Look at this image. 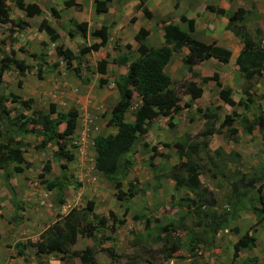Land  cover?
Returning a JSON list of instances; mask_svg holds the SVG:
<instances>
[{"label":"rangeland","instance_id":"rangeland-1","mask_svg":"<svg viewBox=\"0 0 264 264\" xmlns=\"http://www.w3.org/2000/svg\"><path fill=\"white\" fill-rule=\"evenodd\" d=\"M65 1L75 2V0H23V3L29 7L39 8L42 11L41 17L46 18L63 32V34L59 33L60 35L57 33L59 35L57 43L71 50L75 55L78 54L80 47L85 46V40L77 39L75 35L69 37L66 30H62V24L68 23L71 14L76 20H86L93 25V28L103 24L105 26L112 24V27L115 25V21L110 20L112 5L107 14L92 13L91 15L88 0L83 2L82 10L77 12H74L79 9L77 7H74L75 10L72 7H65ZM163 1L168 3L167 0ZM5 2L11 23L0 25V41H3L0 48L5 53L9 48L15 49L16 58L32 66L29 72H24L22 75L11 66L2 75L0 93L8 99L6 106H12L7 94H18L22 99L31 100L32 110L46 111L49 104H54L55 109L60 113L68 108H74L78 113V124L72 136V144L76 146L75 157L67 164L66 169L71 184L66 186L62 192L63 204L57 203L56 191L46 190L42 183L59 175L58 162L51 155L52 146L47 145L41 151L34 149L33 145L38 144L40 139L33 135H27L23 139L27 144L23 146V156L30 165H22V171L12 173L9 181L15 192V202L20 208L18 211H15L12 206L10 194L3 184L0 173V264H82L72 253L81 252L86 248L94 253L96 264H242L246 258H254L251 264H264V231L260 229L262 225L256 224L257 220L250 210L251 205L259 206L256 194L247 191L244 195L233 198L230 192L231 184L240 180L241 176L245 179L253 177L257 178V182L252 184L254 185L252 191L259 187L264 197V142L256 130L251 135L244 134L238 117L244 116L250 122L256 115L257 109L264 107V77H254L248 82L250 90L245 93L248 98L245 107L244 105L228 107L224 104L219 100L212 81L201 85V96L196 100H191L179 91L178 86L181 81L188 80L197 83L198 79L192 78L190 74L181 69L177 62L179 55L172 58L165 71L170 73L171 85L180 97V105L186 102L189 107H183L171 119L160 116L155 118L151 121L147 133L137 138L129 153L132 166L121 181L123 191L130 189V183L137 193L124 202L117 201L113 187L99 173L91 169L93 159L91 139L97 134L106 135L115 131L113 127H107L105 123L109 110L116 100L114 82L124 69L113 65L111 61L117 58V55L126 52L123 47L125 44L131 46L130 48H135V42L129 33V26L127 29L123 28V40L126 43L119 45V30L113 32L110 29L108 45L104 49L97 55L87 53L79 57V71L83 79H88V83L83 84L78 79L70 77L62 64V68L56 67L52 72H44L37 76L34 68L35 60L30 55L34 54L38 57L39 54H45L44 59L46 62L48 60V65L57 64L58 60L54 55L53 47L51 48L46 36L37 30L38 18L26 15L31 14L33 8L18 10L14 6V0H5ZM238 2L248 9V14L241 24L252 40L261 44L264 41V0H237ZM229 3L231 8L237 6L236 3ZM251 4H254V7H250ZM116 7L119 11L120 4L114 3L113 5L112 12L115 15ZM50 8L55 9V15L51 14ZM137 12L141 14L138 9L134 8L131 12L128 11L126 17L134 18ZM175 17L176 13L171 12L163 20L169 21ZM118 18L120 17L116 16V20ZM141 18L143 21L138 24L145 25L144 20L148 19L142 14ZM17 21L24 22L26 27L18 29L15 27ZM154 22L155 24L159 22L157 17L152 18L150 24L153 25ZM131 29L135 31L137 26L133 25ZM159 30L157 26H154L153 30L147 33L144 40L145 45L156 47L161 44ZM219 30L220 28L215 30L217 36ZM219 40L217 45L225 49L229 48L228 50L232 53L230 61L221 65L219 62V64L216 63V60L214 62V59H209L196 65L193 73L198 78L212 76L213 73L218 74L221 86L230 88L231 98L236 102L239 98H244L245 94L242 90L246 85L233 65L237 48L223 37ZM131 51V49L128 50L129 53H132ZM132 56H135L134 52ZM100 60H104L108 65L105 75H99L96 72V64ZM72 66L75 67L76 63L72 62ZM99 79L103 80L101 85L97 83ZM137 105L138 98L134 95L131 107L125 114V121H132L131 114ZM196 108L200 110L216 108L215 128L218 127L224 115L233 111L237 117H233L231 128L235 129L236 133L232 135L224 128L218 129L210 137H200L199 133L204 129V121L196 113ZM22 112L28 114L25 111ZM168 122H171L170 125ZM62 128V125L59 126V130ZM184 137L198 145L201 141L207 142V147L201 148V151L197 153L202 165L199 176L200 187L210 192L214 200L215 206L210 209V214L214 215L215 219L221 216L226 217L228 222L225 229L217 230L214 235L206 232L203 227L194 228L196 217L185 213L184 202L179 199L185 198V195L193 198V193H187L182 189L177 193L174 192L173 182L166 176L161 177L159 183H156L147 167L150 151L143 148V144L147 148L155 147L157 152H160L162 157H155L151 162L157 167L158 174L165 173L177 162L173 144L184 142ZM46 161L49 164L48 173L42 171ZM240 190L247 189L237 187L235 194ZM87 200L93 201L95 214L107 217L108 212H112L116 219H123L124 222L120 225L116 224L112 233L108 229H96L94 240L77 237L75 244L68 247L67 253L63 256L51 254L33 257L35 248L31 243L48 226L60 220L68 210L75 208L80 215L87 216V219L91 218L88 212L83 210ZM124 209H126L125 214ZM141 215L160 220L163 224L173 222L178 227L173 235L180 238L181 245L171 254L170 259L165 257L162 244L152 240L156 229L152 228L143 233L142 221L133 220V217H141ZM233 215V219L229 220ZM186 229H190L194 234L186 235L185 238ZM242 233L257 235L255 243L251 248L239 250L233 258L232 244ZM140 234L143 237L135 242L136 236ZM105 236H108L110 240L101 241L99 239ZM19 246H23L22 253L25 258L18 256ZM191 246H195L196 250H190ZM101 248H110L114 257L109 258L101 251Z\"/></svg>","mask_w":264,"mask_h":264},{"label":"trees","instance_id":"trees-1","mask_svg":"<svg viewBox=\"0 0 264 264\" xmlns=\"http://www.w3.org/2000/svg\"><path fill=\"white\" fill-rule=\"evenodd\" d=\"M110 1L112 0H93L94 12L96 14L105 13L107 11L106 3ZM143 1L140 0L139 5L136 6L137 9H140ZM178 1L175 0L172 5L174 10L177 8ZM13 3L18 10L33 8L34 10L32 9L31 14H26L29 17L41 16L42 14L39 8L24 5L23 0H14ZM73 5V1L64 2L65 7ZM250 6L254 7L253 4ZM205 9L217 17H225L226 25L224 29L237 37L242 44V49L236 55L234 64L246 83L242 90V93L245 94L250 90L248 82L252 78L258 76L264 77V41L261 44L254 42L245 27L241 24L248 11L237 8L230 12L213 5H207ZM50 11L51 14H56L54 8H50ZM141 12L145 18L151 17L149 11L144 7L141 8ZM178 20L185 25L186 30H182L173 24H162V46L156 48L146 47L144 39L147 33L144 29L140 28L133 37L136 46L131 52H134L135 56L133 57L132 53L128 52V50L130 51V47L125 45L126 53L112 60L113 64L124 67V73L114 82L117 99L111 106L105 123L107 127H113L115 131L106 135H95L91 139V146L94 152L93 169L113 187L115 190L114 197L117 201L124 202L127 198L133 197L137 193L130 183V189L127 188V190L123 191L121 187L122 178H125L127 170L132 166L129 153L135 145L137 138L147 133L151 121L155 120V118L160 116L171 119L183 107H189V104L186 102L180 105V97L175 88L171 86L170 77L165 72L172 53H178L180 48L184 47L186 54L180 59L182 69L185 73L190 74L192 78L198 79L197 83L194 81L180 82L178 88L183 95H188L189 99L196 100L202 94L201 85L207 81H212L217 90L219 100L228 107L246 106L247 95L245 94L244 98H239L236 102L232 100L230 88L221 86L218 74L213 73L212 76L198 78L193 73L192 66L209 59L226 64L230 58V52L213 42L206 44L193 39L189 35L193 31V21L185 19L183 16H179ZM69 22L73 23L75 30L81 33L86 32L87 24L85 22L77 24L73 20H69ZM6 23H11L8 6L5 0H0V25ZM15 27L22 29L26 27V24L17 21ZM110 27H112V24L101 26L98 29L92 30L89 34L94 37H105ZM37 30L44 32L51 43H54L58 39V34L44 17L40 19ZM2 44L3 41H0V45ZM100 47H102V43H93L87 47L83 46L78 49V54L74 55L62 45H54V53L56 57L62 60L65 68L70 69L81 83L86 84L88 83V79L82 78L78 68L79 57L89 51L95 52ZM15 53L16 50L13 48H9L7 53L0 48V82L2 75L11 66L20 75L32 69V66H28L23 60L16 58ZM30 57L35 60L36 66L34 68L36 69L37 76H40L44 72H52L57 66V64L48 65L44 59L45 54H39L38 57L31 54ZM72 62L76 63L75 67L72 66ZM106 66L104 60L98 61L96 64L97 74L104 75L106 73ZM97 83L101 85L103 80L99 79ZM134 95L138 98V105L131 114L132 121L127 122L125 121V114L131 107ZM7 96L9 97V102L12 104L11 107L6 106L5 103L8 99L0 93V173L3 184L10 194L14 210L18 211L20 208L17 202H15V192L9 180L12 177V173H20L22 171V165H30L23 156V146L27 145L23 139L27 135H33L40 139L38 144L33 145L34 149L38 151L43 150L47 145L52 146L51 155L58 162L59 175L42 183L46 190H55L57 203L63 204L62 192L66 186L71 184L69 176L66 174L67 164L72 162L75 157L74 150L76 146L72 144V136L78 124L76 109L68 108L63 113H60L55 109L54 104H49L46 111L32 110L30 99H22L18 94L12 93H8ZM17 107L18 111H16ZM215 109H195L196 113L204 121V129L199 133V136L207 138L215 134L218 129L222 130L224 128L234 135L236 131L231 126L234 121L233 117H237V115L233 111L230 114L224 115L218 127L215 128V119H217ZM20 110L28 114H24ZM238 117L244 134L251 135L252 131L256 129L259 137L264 140V109H257V114L250 122L244 116ZM170 123L168 122V125ZM61 125L63 128L59 130V126ZM199 144L189 141L187 137H184V142H175L173 146L177 162L170 166L167 172L159 174L157 173V167L151 161L155 157H162V155L160 152H157L155 147L147 148L145 144L142 147L150 151L147 167L154 181L159 183V179L166 176L173 182L172 189L174 192L177 193L182 189L187 193H193V198L185 195V198L179 199L184 202L185 213L196 217V221L193 224L194 228L203 227L206 229V232L214 235L217 230L225 229L228 222L226 217L221 216L215 219L214 215L210 214V209H213L215 204L211 193L200 187L199 175L202 171V165L201 160L197 156L201 148L205 149L207 147V142L201 141ZM48 167L49 164L46 161L42 167V171L48 173ZM240 180L243 183L246 182L247 185L257 182V178L253 177L245 179L241 176ZM247 191L256 194L259 206L254 207L251 205L250 210L257 220L256 224L261 226L264 220V197L259 187L254 191L248 188L247 190H240L237 194L233 195V198L240 197ZM83 210L88 212V215L91 216L90 219H87V216L80 215L75 208H71L60 220L42 231L37 239L31 243L35 248L33 257L51 254L63 256L67 253V248L75 244L78 236L94 240L96 229H108L112 233L115 230L116 224L120 225L124 222L123 219H116L112 212H108L107 217L95 214L92 200L85 202ZM123 213H126V209L123 210ZM233 217L234 215L229 220L233 219ZM133 220L142 221L143 233L152 228L156 229V234L152 240L162 244V250L165 252L166 258L170 259L171 254L180 248V238L173 235L178 227L173 222L172 224H163L160 220L142 215L141 217H133ZM193 234L190 229H186L185 238L186 235ZM142 237L141 234L136 236L135 242H138ZM99 239L101 241L110 240L108 236L104 238L100 237ZM254 243L255 237L253 234L242 233L236 242L232 244V257H236L241 249L251 248ZM190 250H196L195 246H191ZM22 251L23 246H19V250L17 251L18 256L25 258ZM101 251L106 253L111 259L114 257L110 248H101ZM72 255L77 257L82 264H96L94 253L90 249L86 248L81 252H73ZM251 261H254V258H246L242 264H251Z\"/></svg>","mask_w":264,"mask_h":264},{"label":"crops","instance_id":"crops-1","mask_svg":"<svg viewBox=\"0 0 264 264\" xmlns=\"http://www.w3.org/2000/svg\"><path fill=\"white\" fill-rule=\"evenodd\" d=\"M167 1H168V3H165V1H163V0H144L143 1V4L141 5L140 9H138V10L141 12V8L144 7L151 14V17L150 18H147L148 19L147 21L144 20L145 25H139L138 24L139 22L142 23V21H143L142 18H141L142 12H141V14H139V12L135 13V17L134 18L133 17L132 18L126 17L127 14H128V11L131 12L134 8H136L137 5H139L140 0H112L110 2H107L106 3V9H107V11L105 13H99V14H107L109 12L110 5H112L111 18H110V20L113 19L115 21V25L113 24L114 26L108 29V34L105 37H94V36H91L89 34L92 30L98 29L101 26H105V24H103V25H101L99 27L93 28L92 27L93 25H90L86 20L85 21L82 20V19L76 20L73 17L72 14H71V17L68 18V23L65 21L66 23L62 24V30L65 29L66 32H67V35L69 37H72L73 35H75V37L77 39L78 38L79 39L81 38V39H83V41L85 40V47L90 46L93 43H102V47H100L97 51H95V52L89 51L88 52V54L89 53H94V54L97 55V53H99L102 49L105 48L106 45H108L107 42L109 41V34H110L109 30L110 29L113 32L119 30L118 31V37H119V41L118 42H119V45H121L122 43H126L123 40V38H124L123 28L125 27L127 29L128 26H129L128 29H130V32L129 33H130V35L132 37H134V35L136 34L137 30L140 29V28L141 29H144V31H146V33H150L153 30V27L154 26H157L158 29H160L158 32H160L161 44L158 45V46H156V47L162 46L163 45V41H162V33L163 32L161 30V25L162 24H173V25H177L182 30H186L185 25L178 20V17L179 16H183L185 19H190V20L193 21V31L189 34L190 37H192L193 39H195V40H197L199 42L206 43V44H209V43H212L213 42V43H215L217 45V42L220 41L219 39L220 38L222 39V37H223L226 40H228L229 42H231V44L234 45L237 48V51L235 52L236 55L242 49V44H241L240 40L237 37L233 36L229 31H226L224 29V27L226 25V19H225V17H217V16L213 15L212 12H210V11H208V10L205 9V6H207V5H213V6H217V7L221 8V9H224L225 11H230V12L236 10L237 8H241V9H243L245 11H248L247 7L244 6V5H240V2L237 3V0H225L226 2L223 1V0H179L178 3H177V8L175 10L173 9V6H172L175 0H167ZM216 1H218L217 4H216ZM83 2H85V0H83L81 2H79L78 0H75V2H73L74 5L73 6H70V7H72V9H74V7L79 8L78 10L74 11V12H77L79 10H82V5H84ZM88 2H89L90 14L91 15H92V13L96 14L94 12V10H93V0H88ZM229 2H233V4L236 3L237 6L236 7L234 6V8H231ZM114 3L120 4V7H119L120 10L119 11H118V9L116 7V9H117L116 15L113 14V12H112L113 11V5H114ZM170 5H171V8H170ZM132 7H133V9H131ZM126 8H127V10H125ZM171 12H175L176 13V17L173 18V19H171V20H169V21H164L163 19H165V17L167 15H169V13H171ZM198 13H200V14H198ZM116 16L117 17H120V18H118L116 20ZM35 17L38 18V21L40 22V19L42 17L41 16H35ZM155 17L158 18L159 22L157 24H155V22H154L153 25H151L150 23H152V18H155ZM69 20H73L75 22V24L80 23V22H85L87 24L86 32L85 33H81L79 31L75 30L73 28V23L69 22ZM39 22H38V24H39ZM48 23L56 31V33H58V34L59 33H62L63 34V32L60 31V30H58L54 24H51L49 21H48ZM133 25L137 26V29H135V31L131 29V27ZM218 28H220V30L218 31V36H217L215 34V30H217ZM40 33H42L43 35H45L44 32H40ZM59 35H58V38H59ZM47 40H48V38H47ZM57 41H58V39L54 43H51L48 40L51 48L53 47V51H54V45H60V44L57 43ZM125 45L123 46L124 48H125ZM144 45H145V42H144ZM145 46L148 47V48H156V47H149L147 45H145ZM130 49L132 51L134 50V48H130ZM185 54H186V49L184 47H181L178 53H172L170 60H172V58H175L176 56L179 55V60H177V62H179L180 67L182 69V65H181L180 59ZM231 54L232 53H230V55ZM54 55H55V53H54ZM119 55H123V53H121ZM119 55H117V56H119ZM56 58L58 60L56 67L62 68V66H64L63 69L67 73L70 74V77H73V78H75L77 80V78L75 77V75L73 74V72L70 69L65 68V65H63L64 63L62 62V60L60 58H58V57H56ZM174 61H176V60H174ZM216 61L214 60V62H216ZM229 61H230V58H229L228 62ZM47 62H48V60H47ZM203 62H205V61H203ZM216 63H218V61ZM61 64H62V66H61ZM106 65H107V63H106ZM113 65H115V64H113ZM196 65H198V64H196ZM196 65H194V66L191 67L192 68V71H194V67ZM221 65H223V64H221ZM233 65L235 66V64H233ZM118 67H122L124 69L123 66H118ZM106 73H107V70H106ZM123 73H124V71L121 73V75ZM166 73L170 77V73L169 72H166ZM170 80H171V77H170ZM186 81H188V80H186ZM40 82H41V80H40ZM171 82H172V80H171ZM41 85H42V83H41ZM42 86L45 87L44 84ZM116 99H117V96H116ZM261 109H264V107L261 108ZM254 130H256V129H254ZM262 141L264 142V140H262ZM93 156H94V154H93ZM91 169L94 170L93 169V159H92ZM260 229H261V231H264V222L262 223V226H261ZM256 236H254V237L256 238Z\"/></svg>","mask_w":264,"mask_h":264},{"label":"water","instance_id":"water-1","mask_svg":"<svg viewBox=\"0 0 264 264\" xmlns=\"http://www.w3.org/2000/svg\"><path fill=\"white\" fill-rule=\"evenodd\" d=\"M237 186H239L241 189H254V185H246L243 184L242 181H235L231 184L232 194H235L237 191Z\"/></svg>","mask_w":264,"mask_h":264},{"label":"clouds","instance_id":"clouds-1","mask_svg":"<svg viewBox=\"0 0 264 264\" xmlns=\"http://www.w3.org/2000/svg\"><path fill=\"white\" fill-rule=\"evenodd\" d=\"M224 65V64H223ZM106 74V73H105ZM104 74V75H105ZM114 88H115V85H114ZM116 96H117V94H116ZM186 96H188V95H186ZM189 97V96H188ZM261 109V108H260ZM257 114V113H256ZM77 120H78V118H77ZM92 143V142H91ZM93 150V149H92ZM93 154H94V152H93ZM200 176V175H199ZM10 181V180H9ZM239 181H241V180H239ZM199 182H200V180H199ZM10 183V182H9ZM243 183V182H242ZM243 184H245V183H243ZM11 185V184H10ZM201 185V184H200ZM247 185V184H246ZM12 186V185H11ZM237 187H239V186H237ZM240 188V187H239ZM230 189H231V186H230ZM241 189V188H240ZM247 189V188H246ZM14 190V189H13ZM250 190H252V189H250ZM231 195H234V194H232V189H231ZM68 212V211H67ZM66 212V213H67ZM65 213V214H66ZM143 225V224H142ZM78 237H80V236H78ZM77 239V238H76ZM73 246V245H72ZM71 247V246H70ZM95 261H96V259H95Z\"/></svg>","mask_w":264,"mask_h":264}]
</instances>
